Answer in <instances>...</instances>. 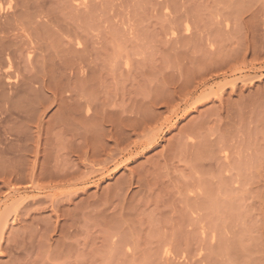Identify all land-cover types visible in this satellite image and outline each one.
Returning a JSON list of instances; mask_svg holds the SVG:
<instances>
[{
  "label": "rangeland",
  "instance_id": "374dc122",
  "mask_svg": "<svg viewBox=\"0 0 264 264\" xmlns=\"http://www.w3.org/2000/svg\"><path fill=\"white\" fill-rule=\"evenodd\" d=\"M0 55V264H264V0H2Z\"/></svg>",
  "mask_w": 264,
  "mask_h": 264
},
{
  "label": "bare ground",
  "instance_id": "6f19581e",
  "mask_svg": "<svg viewBox=\"0 0 264 264\" xmlns=\"http://www.w3.org/2000/svg\"><path fill=\"white\" fill-rule=\"evenodd\" d=\"M10 2V1H9ZM1 3H2V0H0V5H1ZM2 52V51H1ZM1 56V55H0ZM8 61H9V59H8ZM9 65V67L5 70L4 69V72H2V73H5V75L4 76H7L8 78H11V75H12V72H11V68H14V66L12 67L11 65H12V63H11V65L10 64H8ZM2 63H0V70H2ZM13 70V69H12ZM13 72H15L14 70H13ZM6 77V78H7ZM13 77V76H12ZM34 80V79H33ZM33 80H31V81H33ZM12 83H14V81L12 82ZM11 83V84H12Z\"/></svg>",
  "mask_w": 264,
  "mask_h": 264
}]
</instances>
